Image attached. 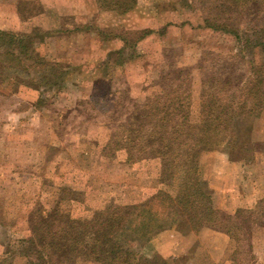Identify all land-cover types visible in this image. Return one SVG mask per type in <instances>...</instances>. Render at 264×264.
<instances>
[{
    "label": "rangeland",
    "instance_id": "obj_1",
    "mask_svg": "<svg viewBox=\"0 0 264 264\" xmlns=\"http://www.w3.org/2000/svg\"><path fill=\"white\" fill-rule=\"evenodd\" d=\"M28 1H34L39 10L45 9L51 22L32 16L27 7L33 4ZM177 1L138 0L135 12L122 20L115 12L98 7L96 0H0V29L28 31L41 24L45 30L51 25L55 33L45 37L38 49L47 60L59 62L66 70L60 72L59 80H52L63 82L60 89L48 90L41 81L12 70L6 71L0 80L1 241L11 232L27 234L29 208L25 197L40 193L46 180L73 176L91 182L98 192L112 197L146 198L154 177L144 171L140 162H125L124 150L115 158L101 155L99 145L109 133L126 131L141 102L170 85H178L180 91L189 93L190 118L197 122L202 94H210L212 85L218 91L224 82H229L227 86L233 90L248 76V52L239 53L230 35L200 26L201 19L196 18L202 15L198 12H188L186 17ZM200 10L206 12L202 7ZM240 11L224 14L236 26L255 16L264 21V11L252 6ZM165 22L170 24L163 37L155 33L138 42L139 58L122 66L115 65L113 55L107 60L108 54L123 43L117 37L100 36L99 30L134 40L138 30H156ZM122 25L131 31L123 34ZM75 26L87 27L77 30ZM129 52L124 49L125 55ZM104 60L106 67L102 65ZM39 96H43L44 103L34 105ZM235 130L239 131L237 144L247 147L243 154L250 159L245 162L264 153V114L259 118H241ZM217 155L229 158L221 148L202 156L207 184L209 158ZM249 196L247 201H251ZM212 197L214 200L213 191ZM255 215L263 220L258 210ZM254 230L253 241L263 248L264 232L258 226ZM197 233L179 219L153 236L141 250L146 255H178L174 256L178 264L185 262L187 254L196 255L207 264L206 251L198 244ZM182 236H188L186 243L181 242ZM250 239L247 236L249 242ZM235 243L228 245L224 258L217 264L230 262L233 251L239 264L253 263L254 255L246 240ZM185 250L188 251L183 253Z\"/></svg>",
    "mask_w": 264,
    "mask_h": 264
},
{
    "label": "trees",
    "instance_id": "obj_2",
    "mask_svg": "<svg viewBox=\"0 0 264 264\" xmlns=\"http://www.w3.org/2000/svg\"><path fill=\"white\" fill-rule=\"evenodd\" d=\"M96 1L98 7L115 12L122 20L138 6V0ZM28 2L33 4L27 7L32 16L51 22L45 9L39 10L34 1ZM177 2L186 17L188 12H198L202 15L196 18L201 19L200 26L230 35L239 53L248 52V76L233 90L227 86L229 82H224L218 91L212 85L210 94L203 90L207 94H202L197 122L190 118L189 93L180 91V86L170 85L151 93L131 117L127 130L109 133L99 145L103 157L115 158L124 150L125 162H140L144 171L152 174L154 184L147 197H112L98 192L91 182L73 176L46 180L40 193L25 197L29 208L27 234L11 232L0 240V264H178L173 256L146 255L141 247L179 219L195 232L211 227L225 231L236 243L246 240L248 250L252 244L247 236L251 237L255 226L264 232V197L255 207L239 208L233 214L216 208L202 159L220 148L232 160L250 159L243 154L247 147L237 144L239 131L235 125L245 116L259 118L264 112V21L255 16L236 26L224 13H237L251 6L264 11V0ZM200 7L206 11L204 14ZM169 24L162 23L156 30L140 29L134 40L114 32L104 34L99 30L98 34L117 37L123 43L107 56L108 60L113 55L115 65L122 66L140 57L139 41L155 33L163 37ZM126 30L129 29L122 25L121 32L127 34ZM54 33L51 25L42 30L41 24L28 31L0 29V80L12 70L41 81L48 90L60 89L63 82L52 80H59L60 72L66 70L59 62L47 60L38 49L44 38ZM124 49L130 52L125 55ZM102 65L106 67L107 61ZM43 101V96H39L34 105L40 106ZM256 210L263 214V220L255 215ZM234 253L227 264H239Z\"/></svg>",
    "mask_w": 264,
    "mask_h": 264
},
{
    "label": "crops",
    "instance_id": "obj_3",
    "mask_svg": "<svg viewBox=\"0 0 264 264\" xmlns=\"http://www.w3.org/2000/svg\"><path fill=\"white\" fill-rule=\"evenodd\" d=\"M208 168H210L208 187L213 191L216 208L233 214L239 208H252L260 198L264 197V153L256 154L251 162H245L244 159H225L221 155L212 156L209 158ZM252 192L253 194L249 196ZM248 196L251 197V201L246 200ZM253 234L250 239L251 252L254 255L252 264H264V247L262 248L261 245L257 247V242L253 241ZM187 238L188 236H182L181 242L184 243ZM196 239L201 248L206 251L207 264H217L221 261L228 245L234 242L225 231L211 227L200 229ZM261 244L264 246L263 242ZM188 246L190 247L189 244ZM187 251L185 250L183 253ZM172 255L173 257L178 256ZM186 256L183 264H205V261L199 256L189 254Z\"/></svg>",
    "mask_w": 264,
    "mask_h": 264
}]
</instances>
